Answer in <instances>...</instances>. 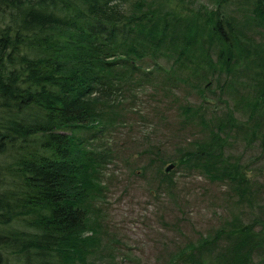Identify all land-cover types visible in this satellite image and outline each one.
<instances>
[{
  "label": "trees",
  "instance_id": "16d2710c",
  "mask_svg": "<svg viewBox=\"0 0 264 264\" xmlns=\"http://www.w3.org/2000/svg\"><path fill=\"white\" fill-rule=\"evenodd\" d=\"M145 102L191 129L176 168L253 206L235 148L264 150V0H0V264H91L110 143ZM143 151L170 193V154ZM240 213L163 264H264V216Z\"/></svg>",
  "mask_w": 264,
  "mask_h": 264
},
{
  "label": "rangeland",
  "instance_id": "374dc122",
  "mask_svg": "<svg viewBox=\"0 0 264 264\" xmlns=\"http://www.w3.org/2000/svg\"><path fill=\"white\" fill-rule=\"evenodd\" d=\"M139 110V116L134 113L132 123L110 143L119 154L103 168L105 197L96 204L104 229L103 248L88 259L91 264H163L178 244L214 232L235 213L241 212L245 220L258 213L264 216V150L240 140L235 150L251 164L250 173L261 182L253 206L238 203V196L225 181H212L197 171L186 173L181 166L171 168L170 193H159L152 177L154 168L143 167L151 157L143 149L151 144L164 148L171 156V161L163 164L165 168L179 162L173 158L178 155L177 145L191 129L183 128L173 111L162 117L147 102L141 103ZM145 114L146 123L140 120ZM133 122L137 123L130 127Z\"/></svg>",
  "mask_w": 264,
  "mask_h": 264
},
{
  "label": "water",
  "instance_id": "95a60500",
  "mask_svg": "<svg viewBox=\"0 0 264 264\" xmlns=\"http://www.w3.org/2000/svg\"><path fill=\"white\" fill-rule=\"evenodd\" d=\"M174 165H175V163L174 162H171L170 164H168L166 166V170H170L171 168H173Z\"/></svg>",
  "mask_w": 264,
  "mask_h": 264
}]
</instances>
